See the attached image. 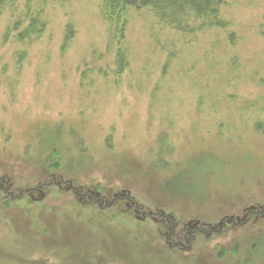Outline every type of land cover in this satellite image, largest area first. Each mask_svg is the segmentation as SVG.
I'll return each instance as SVG.
<instances>
[{"label":"rangeland","instance_id":"374dc122","mask_svg":"<svg viewBox=\"0 0 264 264\" xmlns=\"http://www.w3.org/2000/svg\"><path fill=\"white\" fill-rule=\"evenodd\" d=\"M217 1L0 2V264H264V0Z\"/></svg>","mask_w":264,"mask_h":264},{"label":"trees","instance_id":"16d2710c","mask_svg":"<svg viewBox=\"0 0 264 264\" xmlns=\"http://www.w3.org/2000/svg\"><path fill=\"white\" fill-rule=\"evenodd\" d=\"M6 0H0L4 2ZM216 0H107L105 10L109 17H120L129 7L151 6L161 13H192L205 21L217 15ZM209 21V20H208Z\"/></svg>","mask_w":264,"mask_h":264}]
</instances>
